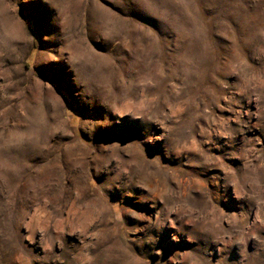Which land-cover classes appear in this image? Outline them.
<instances>
[{"label":"rangeland","instance_id":"374dc122","mask_svg":"<svg viewBox=\"0 0 264 264\" xmlns=\"http://www.w3.org/2000/svg\"><path fill=\"white\" fill-rule=\"evenodd\" d=\"M0 264H264V0H0Z\"/></svg>","mask_w":264,"mask_h":264}]
</instances>
